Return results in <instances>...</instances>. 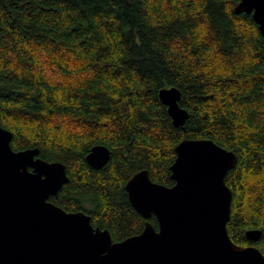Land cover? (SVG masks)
Segmentation results:
<instances>
[{"label": "trees", "instance_id": "trees-1", "mask_svg": "<svg viewBox=\"0 0 264 264\" xmlns=\"http://www.w3.org/2000/svg\"><path fill=\"white\" fill-rule=\"evenodd\" d=\"M239 0H0V126L13 151L65 165L50 202L82 211L114 241L145 225L126 180L146 170L171 187L183 139L233 151L227 231L264 255V42ZM176 88L188 119L173 126L158 97ZM110 151L102 169L86 156ZM157 229L154 217L148 220Z\"/></svg>", "mask_w": 264, "mask_h": 264}, {"label": "water", "instance_id": "water-1", "mask_svg": "<svg viewBox=\"0 0 264 264\" xmlns=\"http://www.w3.org/2000/svg\"><path fill=\"white\" fill-rule=\"evenodd\" d=\"M236 14H252L264 42V0H239ZM176 128L188 119L180 91L161 89ZM12 134L0 126V264H264L256 247L234 244L227 231L232 192L225 183L237 155L210 139H183L170 166L173 186L153 182L146 170L124 185L132 208L146 221L142 232L115 242L83 212H66L49 201L69 179L65 165L39 158V150L13 151ZM94 169L110 151L94 146L86 156ZM260 231L245 233L256 242Z\"/></svg>", "mask_w": 264, "mask_h": 264}, {"label": "flooded vegetation", "instance_id": "flooded-vegetation-1", "mask_svg": "<svg viewBox=\"0 0 264 264\" xmlns=\"http://www.w3.org/2000/svg\"><path fill=\"white\" fill-rule=\"evenodd\" d=\"M78 212H82V211H78ZM84 213V212H83ZM87 215V214H86ZM153 217V216H152ZM151 219V218H150ZM146 221H148V220H146ZM146 223V222H145ZM155 228V227H154ZM157 228H158V226H157ZM156 229V228H155ZM105 230V229H104ZM142 232V231H141ZM140 232V233H141ZM139 233V234H140ZM138 235V234H137ZM135 236V235H134ZM117 242H120V241H117ZM253 242H251V241H249L248 240V242L246 243V245H243V246H241V247H255L253 244H252ZM257 248V247H256Z\"/></svg>", "mask_w": 264, "mask_h": 264}]
</instances>
